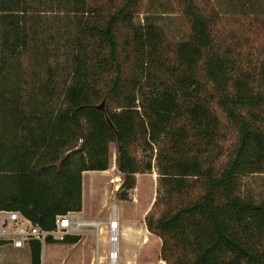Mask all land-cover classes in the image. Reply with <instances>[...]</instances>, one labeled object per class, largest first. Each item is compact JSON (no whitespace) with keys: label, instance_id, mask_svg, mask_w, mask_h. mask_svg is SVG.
I'll list each match as a JSON object with an SVG mask.
<instances>
[{"label":"trees","instance_id":"obj_1","mask_svg":"<svg viewBox=\"0 0 264 264\" xmlns=\"http://www.w3.org/2000/svg\"><path fill=\"white\" fill-rule=\"evenodd\" d=\"M36 1L0 0V209L53 229L82 210V173L107 170L113 143L120 198L135 174H158L163 210L145 225L162 260L264 264V200L243 191L264 173V56L222 38L199 0H177L188 33L172 42L149 14L135 21L142 0ZM41 251L30 242V264Z\"/></svg>","mask_w":264,"mask_h":264},{"label":"rangeland","instance_id":"obj_2","mask_svg":"<svg viewBox=\"0 0 264 264\" xmlns=\"http://www.w3.org/2000/svg\"><path fill=\"white\" fill-rule=\"evenodd\" d=\"M34 4L36 0H32ZM104 1V0H101ZM118 0H115L117 2ZM201 1V2H200ZM244 0H199L206 10H218V34L222 38L231 35L245 40L241 51L253 58L264 56V31L253 20L254 13L264 12V0H253L252 5L242 7ZM41 9V7H39ZM135 21L140 22L145 14L153 17L165 31L170 42L186 37L188 24L182 5L177 0H142ZM48 24L56 28L61 22L51 16ZM62 14V13H61ZM51 17V18H50ZM54 19V20H52ZM221 122L225 117L218 112ZM235 141V131L227 128L222 146L229 148ZM115 144H109V167L104 171H91L82 177V210L79 220L98 225L84 224L77 231L80 239L70 245L65 243L43 244L41 264H110L108 259L109 230L107 222L114 214L118 222L117 264H167L160 257L161 239L149 232L145 225L147 213L156 218L163 206L152 207L157 194L156 170L135 174V186L126 198L119 197L122 176L115 166ZM139 155H142L138 151ZM243 191L256 201L264 200V173L244 178ZM97 232L98 235H97ZM0 264H30L29 248L25 246L17 252L11 245L0 246Z\"/></svg>","mask_w":264,"mask_h":264},{"label":"built area","instance_id":"obj_3","mask_svg":"<svg viewBox=\"0 0 264 264\" xmlns=\"http://www.w3.org/2000/svg\"><path fill=\"white\" fill-rule=\"evenodd\" d=\"M85 223L79 220L74 212H67L55 216L53 229L44 230L33 224L19 211L0 209V241L13 248H24L25 246L29 248L30 242L33 240L39 241L43 245L48 237L53 240H61L65 235L76 234L80 226ZM108 230L111 244L108 259L110 264H117L119 255L116 246L118 241L117 220L110 222Z\"/></svg>","mask_w":264,"mask_h":264},{"label":"bare ground","instance_id":"obj_4","mask_svg":"<svg viewBox=\"0 0 264 264\" xmlns=\"http://www.w3.org/2000/svg\"><path fill=\"white\" fill-rule=\"evenodd\" d=\"M115 220H117V218L115 217V215L114 214H112L111 215V218L109 219V221L107 222V225H109L110 224V222H113V221H115ZM85 224H92V225H98V223H85Z\"/></svg>","mask_w":264,"mask_h":264},{"label":"crops","instance_id":"obj_5","mask_svg":"<svg viewBox=\"0 0 264 264\" xmlns=\"http://www.w3.org/2000/svg\"><path fill=\"white\" fill-rule=\"evenodd\" d=\"M115 158V157H114ZM88 172H91V171H85V172H83L82 173V177H83V175H85V173H88ZM105 172V171H104ZM81 211H79V212H74L76 215H79V213H80ZM16 250H17V252H19V250H22V248H16Z\"/></svg>","mask_w":264,"mask_h":264}]
</instances>
